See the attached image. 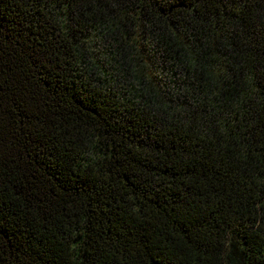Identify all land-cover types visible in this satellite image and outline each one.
<instances>
[{"label": "trees", "instance_id": "obj_1", "mask_svg": "<svg viewBox=\"0 0 264 264\" xmlns=\"http://www.w3.org/2000/svg\"><path fill=\"white\" fill-rule=\"evenodd\" d=\"M0 264H264V0H0Z\"/></svg>", "mask_w": 264, "mask_h": 264}]
</instances>
